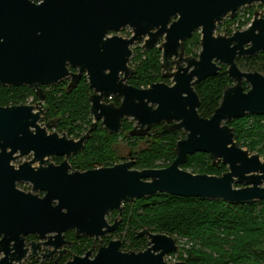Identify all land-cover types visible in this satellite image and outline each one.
Returning <instances> with one entry per match:
<instances>
[{
    "label": "water",
    "instance_id": "obj_1",
    "mask_svg": "<svg viewBox=\"0 0 264 264\" xmlns=\"http://www.w3.org/2000/svg\"><path fill=\"white\" fill-rule=\"evenodd\" d=\"M253 4L264 0H0V86H26L38 98L35 105L0 107L4 236L0 264H21L23 254L16 256L7 246L27 233H35L51 249L49 255L67 250L71 242L64 240V233L70 230L76 239L98 240L117 228V219L108 224L109 212L115 210L120 217L124 204L156 194L240 206L264 202V160L240 147L226 124L245 115L264 116V76L241 71L236 64L264 51V11L255 13L245 30L215 34L226 18L233 19ZM126 27L132 31L130 38L118 35ZM111 31L114 36L107 37ZM194 32L200 34V52L185 57V42ZM160 38L163 77L172 79V85L154 83L145 89L125 85L130 47L143 43L148 50ZM172 65L175 71L170 73ZM220 65L226 67L232 85L224 90L212 116L204 118L197 111L200 99L194 85L215 76ZM69 68L78 74H70ZM84 71L93 91L90 113L95 121L102 119L110 133L121 129L122 118L136 123L137 135L159 123L168 131L184 132L168 167L135 170L133 162H126L72 173L66 163L31 168L37 161L50 165L51 155L68 158L83 149L88 134L74 141L49 133L48 124L40 122L45 112L42 86L71 76L72 87ZM119 72H124L123 78ZM109 96L122 97L120 105L101 103ZM30 153L33 159L18 169L10 165ZM195 153L207 154L214 165H225L226 172L213 176L183 170ZM16 182L29 183L32 191L17 190ZM37 189L45 192L43 198L34 193ZM137 237L147 240L143 251H123L120 240H111L94 254L91 248L64 264H187L167 261L178 250L173 237L148 229Z\"/></svg>",
    "mask_w": 264,
    "mask_h": 264
},
{
    "label": "trees",
    "instance_id": "obj_2",
    "mask_svg": "<svg viewBox=\"0 0 264 264\" xmlns=\"http://www.w3.org/2000/svg\"><path fill=\"white\" fill-rule=\"evenodd\" d=\"M253 6L245 8V13H254ZM235 20L226 19L218 25L222 34L231 35L230 25ZM200 34L194 32L185 42L186 56L197 57L200 46ZM161 52L157 48L142 52L134 51L131 60L136 70L133 84L137 87L147 86L162 81ZM238 68L244 72H258L264 76V51L253 57H242L236 61ZM65 82L54 86L42 87L46 112L44 122H55L57 132L68 137L77 138L89 124V88L85 81L74 89L65 90ZM232 85L226 67L220 65L215 76H211L194 86L200 99L197 109L200 116L209 118L218 108L224 90ZM244 90L248 85L243 83ZM34 103L37 97L33 90L26 86H0V107ZM235 134L236 143L257 154L264 160V116L245 115L242 118L226 122ZM130 127L124 124V130ZM116 135L108 136L97 130L86 143L84 150L73 160L74 168L85 170L96 166H106L117 161L111 143ZM184 138L182 131L162 132L146 140L137 149L133 169L144 170L166 168L175 158L174 149L177 141ZM129 141L131 138H128ZM142 141L134 139L131 144L138 146ZM192 174L221 176L226 166L212 164L205 153L189 156L181 166ZM143 229L151 233L165 234L175 240L184 239L187 246L178 255L179 261L187 264H264V202L257 201L251 205H229L220 200L199 198H180L167 194H156L151 197L124 204L120 217L117 238L122 242L123 251H143L147 247L145 237L137 234ZM65 238L72 241L71 247L62 262L74 255L86 253L93 240L81 237L76 239L73 231H67ZM107 243L111 237H104Z\"/></svg>",
    "mask_w": 264,
    "mask_h": 264
},
{
    "label": "flooded vegetation",
    "instance_id": "obj_3",
    "mask_svg": "<svg viewBox=\"0 0 264 264\" xmlns=\"http://www.w3.org/2000/svg\"><path fill=\"white\" fill-rule=\"evenodd\" d=\"M251 7H249V8H251ZM253 7H255V6H253ZM263 11H264V8L261 11L259 10L258 13L263 12ZM227 19H229V18H227ZM114 34L115 33H113L111 31V32H109L107 34V37H112V36H114ZM118 35L121 36L122 38H130L133 34H132L131 29L126 27V28L121 29V31L118 33ZM161 42H162V38H160L159 42L153 48H157L158 50H160L159 49V45L161 44ZM142 45H143V43H136V44H134V45H132L130 47L131 56L129 58L127 66L130 67L131 69L129 70V75H128L127 79L124 82L125 85L130 86V87H134V88H137V89H145V88H148L151 84H154V83H151V84H149L147 86H139V87H137L136 85L133 84V82H134L133 76H134L136 70L132 67L131 60H132V58L134 56V51L137 48H141L142 52H146V51H149V50L153 49V48H150L148 50H145V49H143ZM160 52H161V50H160ZM161 54H162V52H161ZM184 56L188 57V56L185 55V53H184ZM174 71H175L174 65H172V68L170 69V73H172ZM69 73L73 74V75H77L78 74V70L73 69V68H69ZM104 73L105 74H109V70H105ZM163 74L164 73H163V71L161 69L162 81L155 82V83H165L167 85H172V79L164 78ZM118 75H119V78H123L124 77V72H119ZM82 81H85L87 86H88V88H89V91H90V94L88 96V101H89V97L92 95L93 91H92V89H90L89 84H88L87 72L84 71L80 75V77L77 79V83L74 86H72V87H69L70 83L72 82L71 76H68V77L64 78L60 82H65L66 83L65 90L66 91H70V90L74 89ZM42 87H48V86H42ZM42 91H43V89H42ZM121 101H122V97L109 96L108 98L103 99L101 101V103L113 104L114 106L118 107L120 105ZM30 102H31V99L26 104L27 105H35L38 102V98H37L36 102H34V103H30ZM43 104H44V99H43ZM44 106H45V104H44ZM90 106H91V103L89 101V115H90L89 124L85 127V130L77 138L68 137V135L66 133H63V132H61V133L57 132L56 129H55V122L52 121V120H49L48 122H44L43 119H44L45 112L47 110L46 107H45V112H44V115H43V117L41 119L40 124H41V126H44V125L48 124L49 127H48L47 131L49 133H57L59 136L65 135L68 139H71V140H74V141H78L80 138H82L83 136H85L87 134H88V137L83 143V149L81 151H78L75 155H72V156H70L68 158H66L65 156H60V155H51L49 157V159H48L50 165H47V164H44V163L40 164L37 161V162H35V163H33L31 165V168H33L36 171H38V170H41V169H47L48 166L56 168V167L61 166L64 163H66V165L68 166L67 172L68 173H72V172H75V171L84 172V171H88V170H94V169H99V168L111 167V166H114L116 164H121V163H126V162H133V165H134L137 149H138V147H140V145H143L146 140H149L151 137L155 136L156 134H159V133H162V132H169L168 131V127L164 128V123H159V124H155V125L151 126L148 129V131L144 132L142 135H137L135 133L133 134L134 128L136 126V123L132 119L122 118L121 119V129L118 132H111L110 133L109 130L103 125L102 119L99 120V121H95L94 120L92 114L90 113ZM124 124H129L130 127L127 130H124ZM97 130L105 132L106 135H108V136L116 135L115 140L111 143L110 146H111V149L114 151L115 156L118 158V160L114 161V162H111L109 165H106V166L101 165V166H96L94 168H89V169H85V170H80L78 168H74L73 160L78 156V154H80L84 150V148L86 146V143L90 140V138L92 137L93 133L96 132ZM179 131H181V130H179ZM183 134H184V132H183ZM184 137H185V134H184ZM128 138H131V140L129 141ZM118 139L123 144L124 149L127 150V155L126 156L123 155L121 157L120 154H119L120 152L118 150V145H119ZM134 139H136L138 141H142L141 144H139L136 147L133 146L131 144V142H133ZM17 156H18L17 154L13 155V157H17ZM32 159H33V155H32V153H30L28 156L20 157L18 159H15V160L11 161L10 165L13 166L14 169H18L19 166L31 161ZM46 159L47 158H45L44 160H46ZM0 169H2V161H0ZM15 188L17 190L21 191V192H24V193H28V192L32 191V186L29 183H27V182H16L15 183ZM34 193L37 195V197L39 199H41V198H43L45 196V192L41 191L39 189L35 190ZM1 204H2V189L0 187V221H2V205ZM117 217H118V212L115 211V210L109 212L108 215L106 216L108 224H110V225H112L116 219L118 220V225H117V228L115 229L114 232L106 234V235L102 236L98 240H94V239L91 238L93 240V242H92L89 250L91 248H94L93 254L98 250V248L100 246L107 245V243L109 241H111V240H120L119 238H117V230H118V228L120 226V217L121 216L118 217V218ZM70 231H72V230H70ZM73 234H74V231H73ZM3 237H4L3 234L0 232V261L2 259V239H3ZM104 237H111V239H109L107 243H104V241H105ZM21 238L22 239H19V240L17 239L16 241H14V240L9 241L8 242V246H7V248L10 251V253H13L16 256H19V255L21 256L23 254L21 256V262H20L21 264H64L66 261L65 262H62V261L65 258V256L67 255L69 247H71V245H72V241L67 240L65 238V235H64V240L71 242V245L66 247L67 250L62 255H59L58 252H55V253H52L51 255H49V252H51V249L48 248V247L43 246L42 241H40L38 239V237H37V235L35 233H27L26 235H24V237H21ZM13 246H15L16 249ZM4 248H5V244H4Z\"/></svg>",
    "mask_w": 264,
    "mask_h": 264
},
{
    "label": "built area",
    "instance_id": "obj_4",
    "mask_svg": "<svg viewBox=\"0 0 264 264\" xmlns=\"http://www.w3.org/2000/svg\"><path fill=\"white\" fill-rule=\"evenodd\" d=\"M253 6H261L262 9L264 8L263 7L264 4H253ZM245 8L240 9L235 15L234 17L235 20L230 25L231 34L236 31L245 30L250 26L254 14L250 15L249 13H245ZM169 259H170V256H169Z\"/></svg>",
    "mask_w": 264,
    "mask_h": 264
},
{
    "label": "rangeland",
    "instance_id": "obj_5",
    "mask_svg": "<svg viewBox=\"0 0 264 264\" xmlns=\"http://www.w3.org/2000/svg\"><path fill=\"white\" fill-rule=\"evenodd\" d=\"M253 9L255 10L254 11V13H258L259 12V10L261 11L262 10V7L261 6H255V7H253ZM227 19V18H226ZM225 19V20H226ZM224 20V21H225ZM215 34H220V35H223L222 33H221V31L220 30H216V32H215ZM197 54L200 52V46H199V48H198V50H196L195 51ZM118 141H119V145H118V150H119V154H120V156L122 157L123 155L124 156H126L127 155V150H125L124 149V146H123V144L120 142V140L118 139ZM262 159V158H261ZM263 160V159H262ZM156 169H160V168H156ZM176 243H177V246H178V250H177V252L176 253H174V254H172V255H170V259L168 258L167 259V261H169V262H177V261H179L178 260V255H179V253L182 251V249H184L186 246H187V244H186V241L184 240V239H178V240H176Z\"/></svg>",
    "mask_w": 264,
    "mask_h": 264
}]
</instances>
